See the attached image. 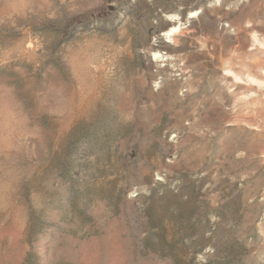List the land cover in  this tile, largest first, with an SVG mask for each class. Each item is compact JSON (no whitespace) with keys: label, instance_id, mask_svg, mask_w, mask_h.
I'll return each instance as SVG.
<instances>
[{"label":"rangeland","instance_id":"rangeland-1","mask_svg":"<svg viewBox=\"0 0 264 264\" xmlns=\"http://www.w3.org/2000/svg\"><path fill=\"white\" fill-rule=\"evenodd\" d=\"M0 264H264V0H0Z\"/></svg>","mask_w":264,"mask_h":264},{"label":"bare ground","instance_id":"bare-ground-1","mask_svg":"<svg viewBox=\"0 0 264 264\" xmlns=\"http://www.w3.org/2000/svg\"><path fill=\"white\" fill-rule=\"evenodd\" d=\"M175 32V30H172V33Z\"/></svg>","mask_w":264,"mask_h":264}]
</instances>
